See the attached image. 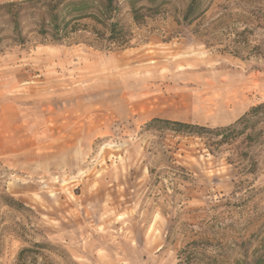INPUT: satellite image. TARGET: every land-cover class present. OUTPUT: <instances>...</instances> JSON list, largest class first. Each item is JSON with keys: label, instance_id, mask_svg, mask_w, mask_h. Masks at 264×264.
<instances>
[{"label": "rangeland", "instance_id": "rangeland-1", "mask_svg": "<svg viewBox=\"0 0 264 264\" xmlns=\"http://www.w3.org/2000/svg\"><path fill=\"white\" fill-rule=\"evenodd\" d=\"M49 2L0 0V264H264V117L222 145L149 126L264 104V0H205L191 25L189 0L139 22L118 0L124 47L91 20L41 35Z\"/></svg>", "mask_w": 264, "mask_h": 264}, {"label": "trees", "instance_id": "trees-1", "mask_svg": "<svg viewBox=\"0 0 264 264\" xmlns=\"http://www.w3.org/2000/svg\"><path fill=\"white\" fill-rule=\"evenodd\" d=\"M167 0H128L132 10L133 19L139 22L142 18L140 13L142 8L137 10L136 5L138 3H147L151 5L150 10L158 9L166 3ZM205 0H189L188 7L183 15V21L187 25H191L198 20L205 13L203 8ZM120 8L118 0H50L46 5V14L42 19L39 33L44 36H48L54 42H63L69 37L70 33L76 31L80 27L82 20H91L96 25L100 26L103 31H98L94 28V32L98 36L105 37L109 43H114L118 47H124L127 45V35L123 28L120 26L119 20ZM14 33L17 37L21 36L19 14L14 16ZM264 117V104L254 107L251 111L239 119L234 125L228 128L209 130L205 127L181 123L171 122L163 120H153L149 126L154 124H161L165 129L171 130L176 134H183L189 136L203 137L205 133H214V135L220 136L221 140L217 143L222 145L227 143L229 136L237 137L241 134L242 130H239L237 126L240 124H249L252 119ZM216 144V145H217ZM4 205L15 208L17 210L27 209L24 204L16 202L11 197L2 198ZM33 248H42L41 244H33ZM35 250L32 248H24L20 251L17 264H37L36 259L33 258Z\"/></svg>", "mask_w": 264, "mask_h": 264}]
</instances>
